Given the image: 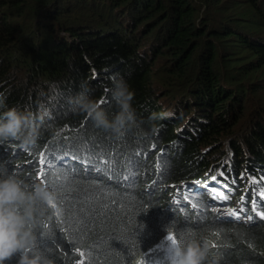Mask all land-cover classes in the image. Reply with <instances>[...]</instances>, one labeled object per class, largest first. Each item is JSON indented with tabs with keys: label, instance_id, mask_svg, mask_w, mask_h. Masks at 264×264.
<instances>
[{
	"label": "trees",
	"instance_id": "trees-1",
	"mask_svg": "<svg viewBox=\"0 0 264 264\" xmlns=\"http://www.w3.org/2000/svg\"><path fill=\"white\" fill-rule=\"evenodd\" d=\"M117 76L136 117L122 136L74 110L85 92L114 115ZM0 97L47 110L35 145L0 141V174L56 192L35 229L54 264H134L169 233L206 239L219 264H264L252 196L214 187L247 209L220 215L204 179L231 168L264 191V0H0Z\"/></svg>",
	"mask_w": 264,
	"mask_h": 264
},
{
	"label": "clouds",
	"instance_id": "clouds-1",
	"mask_svg": "<svg viewBox=\"0 0 264 264\" xmlns=\"http://www.w3.org/2000/svg\"><path fill=\"white\" fill-rule=\"evenodd\" d=\"M118 77V78H117ZM114 78L111 94L119 110L109 117L85 92L74 98V110L87 114L97 127L111 131L116 136L125 134L136 121L132 108L133 91L122 77ZM0 141L14 139L21 147L35 145L39 137L36 121L43 120L47 110L39 116L21 111L15 106L8 107L5 98L0 97ZM208 175H205L204 179ZM206 180V179H205ZM57 194L43 183H25L14 174H0V264L19 254L17 264H54L36 246L37 205H56ZM58 212L60 209L51 207ZM42 214V213H41ZM166 264H219L220 257L210 256L206 239L190 235L186 240L170 241Z\"/></svg>",
	"mask_w": 264,
	"mask_h": 264
},
{
	"label": "rangeland",
	"instance_id": "rangeland-1",
	"mask_svg": "<svg viewBox=\"0 0 264 264\" xmlns=\"http://www.w3.org/2000/svg\"><path fill=\"white\" fill-rule=\"evenodd\" d=\"M227 163H229L228 158H226L224 160V162L222 163V166H228ZM230 166V165H229ZM224 172L225 175L221 176L220 173ZM216 175H212V176H216L217 179L215 181H213L211 179L212 176H208L206 179V182L210 187L214 188V187H221V185L223 183H225V181L228 182H232L235 181V183H233L234 186L237 187V189H239L243 194H249L252 196V200L255 199L256 203H258L259 201H261L258 193L261 191L260 189V182H250L248 180L245 179H239V178H234L232 177V175H230L231 173V168L228 170H224V171H218L216 170ZM205 177V176H204ZM250 178V177H249ZM251 179V178H250ZM207 188V187H205ZM224 191V190H221ZM240 199V197H239ZM237 199L235 202V205L232 208L237 209L238 211L241 210V206L242 203L240 202L241 200ZM227 207L221 208V212L227 213V211H229L228 209H225ZM244 211L242 213H246L247 209L243 206ZM227 215V214H225ZM168 235H165L159 242H157L156 244H154L153 246H151L149 248V250L134 264H166L167 261V254L170 252V248L168 247L169 242L171 240L168 239ZM175 236V235H174ZM176 240V237H175Z\"/></svg>",
	"mask_w": 264,
	"mask_h": 264
},
{
	"label": "snow or ice",
	"instance_id": "snow-or-ice-1",
	"mask_svg": "<svg viewBox=\"0 0 264 264\" xmlns=\"http://www.w3.org/2000/svg\"><path fill=\"white\" fill-rule=\"evenodd\" d=\"M107 100H108V98H107V96H105L104 100H101L98 103L99 104H104V103H107ZM152 147L153 148L156 147L155 143H153ZM161 151H163V150L161 149ZM39 163L40 164H44L45 163L44 159L41 158V160L39 161ZM157 167H159V166H157ZM37 175H40L41 177H45L46 178V173L44 172V169L43 168H41L39 170V172L37 173ZM220 175L223 176L225 174H224V172H221ZM240 175H241V177H243V173H241ZM211 179L213 181H215L217 179V177L216 176H212ZM251 179H252L253 182H256V177L255 176H253ZM261 179H264V177H262ZM233 183H235V181H233ZM205 187H209V185L207 183H205ZM224 187L227 188L229 186H228L227 183H225L224 184ZM211 192H213V193L219 192V196L217 197V200L219 202L218 203H214L211 206L213 211L219 213L220 215H225V214L230 215V216H232V217H234L236 219H239L241 217V213L244 211L243 206H241V210L240 211H238L235 208H230V206H226V205L223 204V201L229 199V197L227 195H225V193L223 191H221V190H219L217 188H211ZM258 195H259L261 201H264V191H260L258 193ZM242 199H244V197H242ZM251 205H252L251 211L253 213H255V215L258 216L260 219L264 220V210H262L260 207L257 206V203H256L255 199H253L251 201ZM51 207H56V205L53 204ZM222 207H229V211L227 213L221 212L220 210H221ZM244 219L250 221V220L253 219V216L252 215H247V216L244 217ZM168 239L171 240V241H175L174 234L173 233H169ZM76 251H77L78 254H82V253H80V250L79 249H76ZM80 264H83V262L81 261Z\"/></svg>",
	"mask_w": 264,
	"mask_h": 264
}]
</instances>
